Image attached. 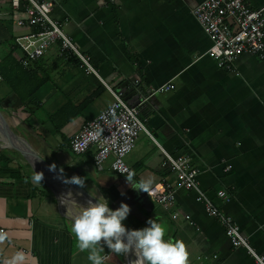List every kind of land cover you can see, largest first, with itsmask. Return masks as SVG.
I'll return each instance as SVG.
<instances>
[{
    "label": "crops",
    "instance_id": "1",
    "mask_svg": "<svg viewBox=\"0 0 264 264\" xmlns=\"http://www.w3.org/2000/svg\"><path fill=\"white\" fill-rule=\"evenodd\" d=\"M36 1L52 4L50 18L90 59L93 73L54 45L27 68L36 93L23 104L2 78L0 115L12 133L64 176L83 178L88 201L107 200L113 210L127 204L128 229L146 227L149 219L162 224L166 240L184 243L186 264H256L247 251L232 247L223 228L195 202V194L178 186L162 151L190 156L202 191L238 224L264 261V61L244 55L233 71L220 69L207 55L212 43L192 15L202 0ZM247 3L253 10L264 9V0ZM0 13L9 14L0 25H12L10 46L20 64L16 39L29 30L16 23L24 14L12 11L10 0H0ZM15 28L24 34L15 36ZM7 53L0 44V62ZM169 84L172 91L154 94ZM135 90L148 92L139 94V104L130 94ZM111 92L121 94L126 104L133 98L130 107L154 140L140 134L125 159L131 170L127 177L112 173L110 161L97 173L93 149L75 156L69 147L112 104ZM3 146L0 138V229L7 235H0V264L17 251L25 253V264H90L71 231L81 211L75 189L62 186L64 197L55 194L20 153ZM227 166L232 167L228 173ZM164 180L175 189V204L167 210L132 187L146 185L148 191ZM219 191L228 199H217ZM101 255L104 264H124L108 249Z\"/></svg>",
    "mask_w": 264,
    "mask_h": 264
},
{
    "label": "built area",
    "instance_id": "2",
    "mask_svg": "<svg viewBox=\"0 0 264 264\" xmlns=\"http://www.w3.org/2000/svg\"><path fill=\"white\" fill-rule=\"evenodd\" d=\"M105 1L109 4L116 2ZM10 8L14 12H23L24 17L17 21L16 26L29 30L28 34L16 39L21 54L20 65L23 68L31 67L44 57L50 47L58 45L61 55L69 53L79 59L89 73H93L90 59L76 49L63 34L59 24L50 18V2L10 0ZM192 15L212 43L207 55L220 69L233 71L238 59L244 55L264 61V9H251L247 0H202L192 11ZM8 16L7 13H0V19ZM173 89V85H165L156 89L154 94L168 93ZM111 94L112 104L96 119L87 123L70 140L69 147L75 156H83L93 149L92 164L97 173H102L105 164L110 161L109 169L112 173L127 177L131 175V170L125 159L135 149L140 134L144 133L152 140L153 138L138 118L137 109L128 106L121 94ZM162 153L176 176L178 186L195 194V202L202 205L206 215L223 228L232 247L244 249L254 258L256 264H264L242 236L238 224L219 210L202 191L198 182L199 170L193 166L190 156L175 157L164 151ZM231 170V166L225 168L226 173ZM147 196L164 210L175 204V189L165 180L149 188ZM216 197L221 200L228 199L223 191L217 192ZM185 218L190 220L188 216ZM190 225L193 226V223ZM0 235L7 239L4 230L0 229Z\"/></svg>",
    "mask_w": 264,
    "mask_h": 264
},
{
    "label": "clouds",
    "instance_id": "3",
    "mask_svg": "<svg viewBox=\"0 0 264 264\" xmlns=\"http://www.w3.org/2000/svg\"><path fill=\"white\" fill-rule=\"evenodd\" d=\"M34 179L40 182L42 175L37 174ZM127 180L131 182L130 178ZM65 182L80 188L85 186V180L76 176ZM132 187L147 192L146 185ZM80 208L81 211L73 219L71 231L76 237L77 247L88 252L90 264H104L101 255L104 249L116 255L139 253L143 264H186L184 243L166 240L164 226L154 219H149L147 226L140 229L132 230L125 226L124 221L131 211L127 204L121 203L113 210L107 200L103 203L90 200ZM25 261V253L17 251L6 264H25Z\"/></svg>",
    "mask_w": 264,
    "mask_h": 264
},
{
    "label": "water",
    "instance_id": "4",
    "mask_svg": "<svg viewBox=\"0 0 264 264\" xmlns=\"http://www.w3.org/2000/svg\"><path fill=\"white\" fill-rule=\"evenodd\" d=\"M116 92L119 93L118 90H116ZM130 94L133 97L137 98V104H139L140 103L139 94L147 96L148 92L147 91L141 92L140 90L138 91L135 90L132 91ZM131 100L133 101V98H131ZM132 101H129L127 105L131 106L130 102ZM0 138L3 142L4 148L11 149L20 153L30 165L34 166L43 175L44 179L47 181L48 185L54 191L55 194L64 197L62 186L73 187L77 192L76 194L79 196L78 199L81 203V206L87 205L89 197L86 195L83 189L77 185L66 183L65 181L70 180L71 178L64 176L60 169L51 167L48 163H46V161H44L41 157H39V155L35 153L26 143H24L22 140L17 138L9 129V127L6 125L1 115H0ZM127 257H129L134 262V264H143V260L139 256V253H135L132 255H124V264L126 262Z\"/></svg>",
    "mask_w": 264,
    "mask_h": 264
},
{
    "label": "trees",
    "instance_id": "5",
    "mask_svg": "<svg viewBox=\"0 0 264 264\" xmlns=\"http://www.w3.org/2000/svg\"><path fill=\"white\" fill-rule=\"evenodd\" d=\"M11 29L12 25L10 23H1L0 25V38L5 39V41H2L0 44L5 49L8 48L7 55L0 62V75L3 78V82L9 89V93L15 94L19 98L20 102L23 104L24 100L29 99L32 95L36 93V89L34 88L35 86L33 87L34 84L32 85L30 83L32 76L30 73V69H23L14 56L15 50L12 49V46H10V43L12 41ZM30 86L33 89H31ZM15 154L17 155V153ZM4 159L6 161L9 160L7 153ZM143 227L144 226L142 224H136L132 225L131 229L134 230Z\"/></svg>",
    "mask_w": 264,
    "mask_h": 264
},
{
    "label": "rangeland",
    "instance_id": "6",
    "mask_svg": "<svg viewBox=\"0 0 264 264\" xmlns=\"http://www.w3.org/2000/svg\"><path fill=\"white\" fill-rule=\"evenodd\" d=\"M26 33V32H25ZM14 34H15V36H20V35H22V34H24V31H22V30H20V29H17V28H15V30H14ZM118 256H122V263H123V261H124V255H118ZM112 262H115V263H117V261H115L114 259L113 260H111ZM129 261V257H127V259H126V264H127V262ZM118 264V263H117Z\"/></svg>",
    "mask_w": 264,
    "mask_h": 264
},
{
    "label": "bare ground",
    "instance_id": "7",
    "mask_svg": "<svg viewBox=\"0 0 264 264\" xmlns=\"http://www.w3.org/2000/svg\"><path fill=\"white\" fill-rule=\"evenodd\" d=\"M127 264H134V262L129 258V261L127 262Z\"/></svg>",
    "mask_w": 264,
    "mask_h": 264
}]
</instances>
